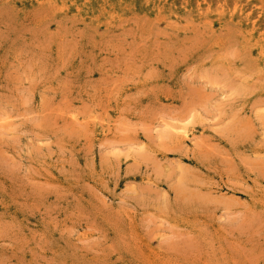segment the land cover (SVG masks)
I'll return each instance as SVG.
<instances>
[{
    "label": "rangeland",
    "instance_id": "obj_1",
    "mask_svg": "<svg viewBox=\"0 0 264 264\" xmlns=\"http://www.w3.org/2000/svg\"><path fill=\"white\" fill-rule=\"evenodd\" d=\"M0 264H264V0H0Z\"/></svg>",
    "mask_w": 264,
    "mask_h": 264
}]
</instances>
